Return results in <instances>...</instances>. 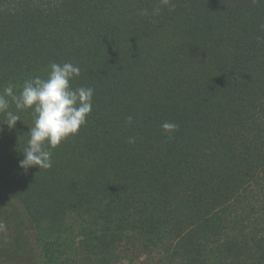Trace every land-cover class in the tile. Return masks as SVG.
Masks as SVG:
<instances>
[{
    "label": "trees",
    "instance_id": "1",
    "mask_svg": "<svg viewBox=\"0 0 264 264\" xmlns=\"http://www.w3.org/2000/svg\"><path fill=\"white\" fill-rule=\"evenodd\" d=\"M53 62L94 95L50 169L19 166L33 109L0 114L39 264H264V0H0V92Z\"/></svg>",
    "mask_w": 264,
    "mask_h": 264
},
{
    "label": "clouds",
    "instance_id": "2",
    "mask_svg": "<svg viewBox=\"0 0 264 264\" xmlns=\"http://www.w3.org/2000/svg\"><path fill=\"white\" fill-rule=\"evenodd\" d=\"M165 5L170 0H161ZM175 5L169 9L173 11ZM159 8L153 10L152 15H158ZM143 10L141 15H148ZM45 78L34 76L26 79L17 95L14 85L9 83L0 92V114H3L9 128H14L19 115L10 110V104L14 103L17 110L33 109V126L29 130L27 146L22 149L23 159L19 166L24 170L38 166L39 169L52 167L51 149L56 148L69 136L78 133L80 127L87 123V116L92 110V87L80 86L73 88L71 81L80 75V67L64 62L51 63ZM132 121V117H128ZM178 125L165 121L161 128L171 133L178 129ZM129 143H135V138H129ZM4 227L0 224V229Z\"/></svg>",
    "mask_w": 264,
    "mask_h": 264
},
{
    "label": "rangeland",
    "instance_id": "3",
    "mask_svg": "<svg viewBox=\"0 0 264 264\" xmlns=\"http://www.w3.org/2000/svg\"><path fill=\"white\" fill-rule=\"evenodd\" d=\"M4 189L0 184V224L4 225L0 229V248L2 250L0 251V264L12 262L21 264L26 260L27 264H39L40 254L35 240L36 231L23 217L24 215L18 209V203L13 196ZM78 228V224L72 228L73 235L78 234ZM2 258H6L5 262ZM74 261L76 263L77 258Z\"/></svg>",
    "mask_w": 264,
    "mask_h": 264
}]
</instances>
